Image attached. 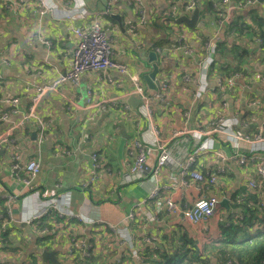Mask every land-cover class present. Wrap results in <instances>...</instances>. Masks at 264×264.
<instances>
[{
  "label": "crops",
  "instance_id": "0c3cea01",
  "mask_svg": "<svg viewBox=\"0 0 264 264\" xmlns=\"http://www.w3.org/2000/svg\"><path fill=\"white\" fill-rule=\"evenodd\" d=\"M82 1L86 13L82 14L79 9L70 21L65 11L76 8L73 0H33L30 6L21 9L15 7L13 0H0V113L8 111L6 95H18L21 98V112H24L28 100L22 90L29 82L40 85L62 76L70 69L71 51L76 45V37L70 27L88 25L106 6V0ZM140 1L144 3V0ZM261 3L264 5V0H257L249 6L259 7L258 13L264 15ZM169 5L168 0H155L149 7L145 5L146 20L137 32L136 45L127 42L130 22L139 20L135 0H115L111 4L113 13L106 19L108 36L114 44L113 61L125 64L128 73L136 75L147 92H155L162 80L170 84L167 103L150 104L153 124L159 130L161 140L169 139L172 128L183 129L184 113L188 114L186 126L189 130L196 128L199 121L209 120L223 112L228 117L236 116L244 132L251 135L262 132L264 103L260 105L263 111L259 113L256 111L258 105L252 102H264V77L261 75L264 67L260 55L263 53L253 54L249 57V65L252 66L243 67L247 75L257 65L259 76L250 80L242 72L239 73L237 87L229 92L228 106L223 109L218 91L213 86V78L220 76L216 75L219 73L202 72L205 62L201 59L203 56L205 58V54L201 34L208 36V30L206 33L199 29L187 31L182 27L169 28L177 24L165 18L170 10ZM204 6L210 8L208 0ZM233 6L228 5L227 11ZM246 9L242 13L246 14ZM39 11L44 14L41 15ZM182 14L185 13L177 12L175 19ZM9 16L16 17L20 23H16L15 18L16 26L8 23ZM206 18H211V11ZM211 20L214 31L217 26L215 20ZM184 31L196 35L187 40V44L197 51L196 56L183 58L155 51L156 47L166 45V40L173 34ZM151 52L155 54L154 59L150 58ZM153 64L158 66L155 89L149 88L144 80V76L152 72ZM186 76H199L205 80L206 84L198 97L191 96L192 91H197V86L182 84L181 80ZM110 79V82H105L94 72H86L80 76L77 84L68 83L56 92L46 94L36 110L45 122V139L39 142L35 124L30 121L24 131L16 133L17 143L14 147L19 155L18 161L11 159L14 154L11 148L0 149V264H23L30 254L39 256L43 249L54 252L59 264H86L90 258L94 264H144L143 259L147 254L161 258L169 237L177 240L181 236H193L199 243L203 237L217 232V223L211 226V221L217 218L211 220L210 217L200 226H191L194 232H191L189 224L184 223L190 227L187 229L189 233H186L178 229V221L167 217L163 204L166 197L171 196L188 205L201 196L193 187L180 186L178 168L166 167L160 172L157 183L161 185L162 192L151 200L148 196L155 185L153 178L148 175L141 180H128L130 165L134 160L128 148L135 140L154 143L155 136L148 120L141 116L140 100L129 96L132 84L128 77L112 70ZM112 98L116 100L108 102ZM95 104L98 106L90 107ZM125 104L129 105L130 111L124 109ZM18 116H10L7 123L0 122V133ZM215 147L227 155L232 152V148L225 144L217 143ZM92 154L97 155L96 162L100 168L87 185L92 173ZM36 157L41 161L40 173L32 189L21 192V184L16 178L24 175L27 161ZM155 159L156 154L151 155L149 163ZM15 163L17 168L13 169ZM218 164L219 160L211 154L197 161V166L206 172L214 170ZM226 166L228 174L216 180L207 194H226L230 201L222 205L228 206L232 202L242 201L243 195L251 193L247 184L249 179L255 178V174L249 165L229 162ZM33 192H37L38 197ZM8 194L15 196L8 201ZM259 195L260 199L257 200L262 207L264 194ZM51 197L57 199L56 208L51 211L60 222H51L49 228L39 230L41 222L31 219L46 206L42 201ZM7 205L11 210L10 216ZM219 207L215 210L216 215L226 217L228 214L223 211L228 210L221 211ZM131 210L135 211V219L130 222L127 214ZM71 215L74 217L69 218ZM42 230L47 233L41 234ZM51 232L47 241L38 242V237ZM72 237L85 244L88 258L81 256L78 243L72 246ZM37 258L38 263L43 264Z\"/></svg>",
  "mask_w": 264,
  "mask_h": 264
},
{
  "label": "built area",
  "instance_id": "2783aa9c",
  "mask_svg": "<svg viewBox=\"0 0 264 264\" xmlns=\"http://www.w3.org/2000/svg\"><path fill=\"white\" fill-rule=\"evenodd\" d=\"M5 1V0H2ZM16 1L17 3H15ZM73 10L67 9L66 17L71 21L74 14L80 9L82 14H85L82 0H73ZM115 0H106V6L104 10L92 19V22L86 26L73 27L71 26V33L76 37V45L71 51L70 69L62 76H57L50 81L40 84L29 85L25 87L22 92L27 96L28 100L27 109L21 112V98L18 95H6V104L9 107L8 111L0 113V122L7 123L10 116H18V118L11 123L2 133H0V149L2 147L11 151H14L12 156L13 161H18L19 155L15 152V144L17 134L24 131L28 122L33 121L35 124V130L39 134V142L45 139L46 128L45 122L40 116L37 115V107L43 100L46 94L50 92H56L59 87L66 84H77L80 76L86 72H94L102 81L110 82V72L114 70L120 76H127L130 80L132 87L129 92V96L140 100L142 107L141 116L145 117L154 133L155 142H142L135 140L133 145L128 148L130 156H134L133 163L130 165V172L128 180L136 181L141 180L148 175L154 179L155 185L149 192V199L156 198L161 192L162 187L158 182V175L166 167L178 168L180 175L181 187H193L195 191L201 193V196L193 200L190 204H182L180 201L175 200L173 197L168 196L164 199L163 204L166 210L167 217L172 218L181 223H187L190 226L197 227L203 224L208 218L213 217L215 210L219 204L226 203L230 199L224 193L212 192L207 194L209 187L216 183L220 177L223 178L228 174V168L226 163H238L242 165H249L252 172L255 174V178L248 180L249 190L264 194V135L262 132L257 134H248L241 130L240 124L237 122V118L228 117L225 113H218L209 120L199 121L196 128L193 130L187 129V113L183 115V129L172 128L170 137L167 141L161 140L160 133L157 127L153 124V110L150 107L152 102H158L160 104H166V95L170 90V84L164 80L158 83V89L154 92L145 91L141 85L139 78L136 75H130L127 70V66L123 63H118L114 60V44L112 39L108 36L109 27L106 21L113 11L111 4ZM153 3L155 0H147V3L135 0V4L139 12V20L130 22L129 31L130 35H127V42L132 45H136V36L138 30L145 23L144 10L148 3ZM169 8L172 11V18L175 20L177 12L190 14L196 7H198L199 0H168ZM186 2L185 5H181ZM223 3L228 4L230 0H222ZM257 0H245L244 5L255 4ZM33 0H13V4L16 8H24L30 6ZM42 5V2H40ZM83 5V6H82ZM146 5V6H145ZM215 8V5H213ZM243 5L236 6L237 9H241ZM82 8V9H81ZM233 8H230L231 10ZM42 15L43 11H39ZM228 16H223L215 20L217 28L208 34V37L202 41V49L204 50L205 58L201 61L205 62L203 73L212 71V65L214 63L216 49L219 43H221L225 34L223 32V25L225 19ZM205 19V20H204ZM172 20V21H173ZM205 21L204 25L210 26L211 18L203 17ZM210 28H206L207 30ZM194 33L186 35L183 32L175 33L173 36L166 40V45H161L155 48L157 53H170L172 55H180L183 58H192L196 56L197 51L191 45L187 44L189 38H194ZM202 62L199 70L201 71ZM211 66V68H210ZM239 79V73L227 75L224 77L214 76V88L218 91V97L221 99L223 109L228 106L227 96L230 91L237 87ZM184 86L189 84L197 86V91H192V97H198L202 91L203 86L206 84L204 79L196 76H186L181 80ZM115 98L108 100V102L115 101ZM253 105H260L256 102H252ZM98 104L91 105L90 107H96ZM257 106V107H258ZM101 107V104H99ZM124 109L130 111L128 104L124 105ZM17 133V134H16ZM219 139L216 141V138ZM225 144L227 147L232 148V152L227 155L222 150L216 149L215 145L218 143ZM156 154V159L149 163L151 155ZM215 156L220 164H218L212 171H203L197 166L199 159H206L208 155ZM91 160L93 161L92 173L87 185L91 183V180L96 176L95 171L100 168L97 164V155L92 154ZM16 163L13 164V169H16ZM41 169V161L39 158H31L25 165V173L22 176H18L16 181L21 184V192L32 189L34 182L36 181ZM38 197L37 192H33ZM15 195L8 194L6 199L12 200ZM46 206L41 213L35 215L31 220L40 222L42 216L44 217L48 211L56 208L57 199L47 198L42 201ZM7 214L11 215L9 205H7ZM58 214L60 212L58 211ZM60 217V216H58ZM73 218L74 216H68ZM127 218L130 220L135 219V211L131 210L127 214ZM99 223V221H97ZM111 230H114L111 228ZM127 230V229H126ZM41 234L47 233L45 230L40 232ZM127 233V231H124ZM124 238L129 242L128 236ZM148 241V239H145ZM72 246L78 243L81 256L89 257L86 252V246L74 237L70 239Z\"/></svg>",
  "mask_w": 264,
  "mask_h": 264
},
{
  "label": "trees",
  "instance_id": "16d2710c",
  "mask_svg": "<svg viewBox=\"0 0 264 264\" xmlns=\"http://www.w3.org/2000/svg\"><path fill=\"white\" fill-rule=\"evenodd\" d=\"M208 1L210 8L204 6L202 9L201 0H199L198 7L203 10V13L211 11V19L214 20L229 15L227 6L234 5L230 20L226 18L224 21L225 38L217 46L211 74L217 72L219 74L216 75L224 77L241 73L243 67H251L249 57L251 58L255 53H263L260 55L263 58L261 61L264 67V15L258 13L259 7L251 8L253 6L244 5L245 0H231L228 4L223 3L222 0ZM150 4L149 2L148 7ZM185 4L186 2H183L181 5ZM203 4L205 5V1ZM241 5H243L242 8L237 10L236 6ZM261 5L263 4L261 3ZM244 9H246V14L242 13ZM172 15V11L169 10L165 18L173 20ZM207 37L205 34H201L202 41ZM261 75L264 77V72H261ZM262 103L264 102H261L260 105ZM260 105L256 107V111L259 113L263 111ZM155 118L157 120L156 116ZM257 133L259 132L255 134ZM262 134L264 135V130ZM215 138L216 141L219 139ZM251 193L243 195V200L240 202L235 201L228 206L221 205L219 207L221 211L228 210L223 211L228 215L226 217L225 215H216L215 212L211 220L217 219L211 221V226L217 223L215 226L217 232L211 236L203 237L199 243L193 236H181L177 240L173 236L169 237L165 243L166 248L161 253V258L156 259L152 254H147L145 258L143 257L144 264H264V206L261 207L262 203L258 202L260 193L253 191ZM231 201L233 200L231 199ZM40 222L39 230L44 227L49 228L51 222L57 224L60 221L56 214L50 211ZM207 224L210 225V223ZM189 226L178 222L177 227L179 230L189 233L187 231L191 227ZM190 229L191 232H194L192 227ZM51 235L52 232L38 237V242L44 243ZM37 257L39 256L30 254L27 262L23 264H39ZM90 259L88 262L87 259L85 260L86 264L95 263L92 258ZM42 262L50 264L48 261Z\"/></svg>",
  "mask_w": 264,
  "mask_h": 264
},
{
  "label": "water",
  "instance_id": "95a60500",
  "mask_svg": "<svg viewBox=\"0 0 264 264\" xmlns=\"http://www.w3.org/2000/svg\"><path fill=\"white\" fill-rule=\"evenodd\" d=\"M231 14H232V10H229L228 20H230ZM200 16H201L200 8L196 7L190 13L189 16L187 14H182V15L178 16L174 21H175V23L180 24V25H184L185 27H187L189 29H199L203 32H206V28L204 25L205 21L203 19H201ZM112 17L118 19V17L115 15H113ZM151 57H152V59L155 58V54L153 52L150 53V58ZM256 66L257 65H254L255 71H257ZM258 70L261 71V69H258ZM157 71H158V66L156 64H153L152 72L150 74H147L144 76V80H145L147 86L151 89L156 88V86L154 84V79H155V76L157 74ZM245 74H246V69L242 71V75H245ZM222 204H220V205H222ZM39 258L41 259V261H48L50 264H59V262L55 258V253L52 251H48L47 249H43L41 251Z\"/></svg>",
  "mask_w": 264,
  "mask_h": 264
},
{
  "label": "rangeland",
  "instance_id": "374dc122",
  "mask_svg": "<svg viewBox=\"0 0 264 264\" xmlns=\"http://www.w3.org/2000/svg\"><path fill=\"white\" fill-rule=\"evenodd\" d=\"M2 1V0H1ZM204 1H206V0H201V2H200V5H201V8L202 9H204V4H203V2ZM231 1V0H230ZM200 8V13H201V16H200V18L201 19H203V17H206L207 15H208V12H205V13H203V10ZM11 10H13V9H11ZM232 11H233V9H231ZM13 11H16V10H13ZM16 19V23L18 22V24L20 23L19 21H18V19L16 18V17H13V16H9V18H7V22L8 23H13L14 24V26H16V23H15V19ZM169 28H174V27H182V28H184L185 30H187V31H192L193 29H188L187 27H185L184 25H177V24H175L173 27H170V26H168ZM187 31H184L183 32V34H186V35H189V34H192V33H190V32H188V33H186ZM209 33H211V28L210 29H208V34ZM123 36H125V35H123ZM252 66V65H251ZM257 76H259V73L258 72H255V71H249V73L247 74V75H245V78L246 79H250V80H252V79H255ZM217 207H219V205L217 206ZM59 260H62L60 257H57ZM43 264H47V263H44V262H42Z\"/></svg>",
  "mask_w": 264,
  "mask_h": 264
}]
</instances>
